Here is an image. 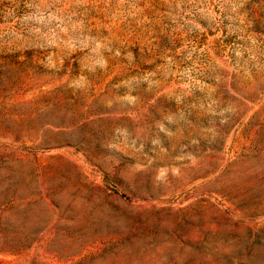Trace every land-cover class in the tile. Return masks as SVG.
Wrapping results in <instances>:
<instances>
[{"label": "rangeland", "instance_id": "obj_1", "mask_svg": "<svg viewBox=\"0 0 264 264\" xmlns=\"http://www.w3.org/2000/svg\"><path fill=\"white\" fill-rule=\"evenodd\" d=\"M0 264H264V0H0Z\"/></svg>", "mask_w": 264, "mask_h": 264}]
</instances>
